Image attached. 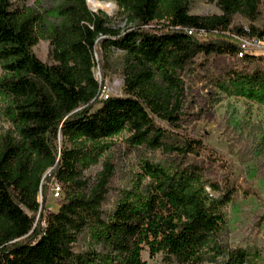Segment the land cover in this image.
<instances>
[{"label": "trees", "instance_id": "16d2710c", "mask_svg": "<svg viewBox=\"0 0 264 264\" xmlns=\"http://www.w3.org/2000/svg\"><path fill=\"white\" fill-rule=\"evenodd\" d=\"M55 1L44 10L0 0V118L15 126L0 129V264H147L146 251L172 264H264L259 249L227 238V207L242 187L224 165L220 175L222 159L203 138L182 130L184 76H201L200 56L240 60L210 81L264 108V56L239 58L230 39L189 33L264 37V0H216L213 15L193 14L192 0H114L125 29L89 0ZM43 39L55 63L36 53ZM113 48L124 51L125 85L106 98L96 67L100 55L110 68ZM124 131L130 146L163 156L142 157L133 185L107 208L113 138ZM51 181L63 190L58 210L47 205Z\"/></svg>", "mask_w": 264, "mask_h": 264}, {"label": "rangeland", "instance_id": "374dc122", "mask_svg": "<svg viewBox=\"0 0 264 264\" xmlns=\"http://www.w3.org/2000/svg\"><path fill=\"white\" fill-rule=\"evenodd\" d=\"M14 2L17 6H33L44 10L57 5L55 0H14ZM89 5L94 11L102 10L108 13L115 27L125 29L130 26L126 15L116 1L89 0ZM191 12L213 15L221 13L222 10L216 0H192ZM55 21L54 16H49V23ZM237 22L248 24L240 16ZM258 24L264 25V21L260 20ZM52 50L51 41L45 39L35 47L39 57L51 64L55 63ZM101 59L102 57L98 55L96 74L105 85L104 96L123 94L124 51L113 48L109 62L110 68L107 71L103 68ZM197 63L201 73L200 78L189 72L184 76L187 90L182 114V130L188 135L203 138L210 147L211 153H218V157L222 159L218 163L220 175H224L223 167H227L238 185L242 187L234 202L227 207L228 240L234 246L257 248L264 254V108L244 98L230 96L210 81V77L227 68L243 66L240 60L230 55H212L200 56ZM3 74L4 69L0 62V79ZM162 123L166 125L165 122ZM14 128L12 122L5 117L0 118L2 131ZM129 135V131H124L113 138L115 142L113 157L117 174L107 208L114 205L120 188L133 185L138 173L142 171L140 165L142 157L156 159L163 156L160 152L154 153L145 148L130 146L126 142ZM102 169L103 162L88 171V175L94 180ZM245 189H247L246 192ZM62 196L63 190L51 181L47 196L49 208L58 210ZM40 200L45 202L44 195H41ZM144 257L147 264H172L165 261L161 255L152 258L147 251L144 252Z\"/></svg>", "mask_w": 264, "mask_h": 264}, {"label": "built area", "instance_id": "2783aa9c", "mask_svg": "<svg viewBox=\"0 0 264 264\" xmlns=\"http://www.w3.org/2000/svg\"><path fill=\"white\" fill-rule=\"evenodd\" d=\"M247 27V24H244ZM198 37L203 38L204 41L215 38H227L237 43L240 46L239 58H243L245 54L263 55L264 56V37L259 35L245 36L230 31V36H220L219 31L201 30L191 28ZM110 94H106L108 96ZM105 96V97H106ZM61 196V194H57Z\"/></svg>", "mask_w": 264, "mask_h": 264}, {"label": "bare ground", "instance_id": "6f19581e", "mask_svg": "<svg viewBox=\"0 0 264 264\" xmlns=\"http://www.w3.org/2000/svg\"><path fill=\"white\" fill-rule=\"evenodd\" d=\"M189 33L191 34V35H194V36H196L198 39H200V40H203V38H201V37H198L197 35H196V33L193 31V30H190L189 31ZM220 36H230V31L228 32V34H219ZM244 56V55H243ZM109 96H107L106 98H108ZM60 188V187H59Z\"/></svg>", "mask_w": 264, "mask_h": 264}]
</instances>
